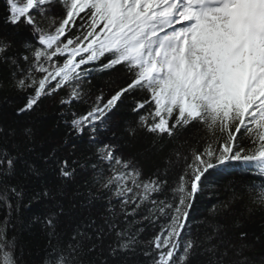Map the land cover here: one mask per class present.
<instances>
[{
	"label": "snow or ice",
	"instance_id": "obj_1",
	"mask_svg": "<svg viewBox=\"0 0 264 264\" xmlns=\"http://www.w3.org/2000/svg\"><path fill=\"white\" fill-rule=\"evenodd\" d=\"M0 69L15 115L51 99L66 129L38 152L0 124V203L40 205L44 242L25 262L5 224L0 264H264V0H5ZM97 72L119 73L107 92ZM207 188L223 195L197 215Z\"/></svg>",
	"mask_w": 264,
	"mask_h": 264
},
{
	"label": "trees",
	"instance_id": "obj_2",
	"mask_svg": "<svg viewBox=\"0 0 264 264\" xmlns=\"http://www.w3.org/2000/svg\"><path fill=\"white\" fill-rule=\"evenodd\" d=\"M5 0H0V10L4 7ZM119 73H94L92 78V86L94 89L104 88L107 92L106 82L110 79H115ZM9 73L6 69H0V80L5 81L4 87H0V124L11 126L13 128H19L22 126H31L36 131L37 151L46 152L50 148H55L62 141L65 136V126L60 121L58 116L59 106L51 99H43L40 106L35 111L15 115L14 110L23 106L26 102L25 94L19 92L13 88L7 86V78ZM127 103V101H126ZM78 111H84V105L75 106ZM122 118L124 120H130L133 118V114L127 110L122 109ZM188 136L194 140V132H189ZM150 138H142L137 147L144 146L148 143ZM81 147H86L81 145ZM172 145L164 148L163 152L147 154L145 156L144 176L148 178L151 176L158 167H162V158L166 156ZM51 177V173L48 174ZM174 177H170L171 179ZM259 183V181H256ZM164 193L160 194L157 198L163 199ZM223 193H217L213 188H207L204 195L199 197V201L196 205L197 215L202 213L207 206L215 202L218 196ZM15 205V201H13ZM27 203V197L19 202L18 210H13L9 215V209L4 207L0 203V229L3 225L7 224V234L9 237L17 236L20 240L21 247L23 249L20 253L24 261H30L36 257L40 248L43 246V238L40 233L38 225H32L30 223L34 214L40 211V205L36 204L33 207L28 208L24 205ZM11 221L10 223L8 221ZM153 229L147 228L144 235L150 237L153 234ZM248 232L252 239H256L264 235V219L257 214L248 224Z\"/></svg>",
	"mask_w": 264,
	"mask_h": 264
}]
</instances>
